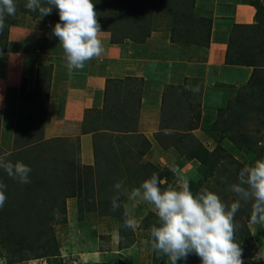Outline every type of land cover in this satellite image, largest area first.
<instances>
[{
	"label": "rangeland",
	"instance_id": "rangeland-1",
	"mask_svg": "<svg viewBox=\"0 0 264 264\" xmlns=\"http://www.w3.org/2000/svg\"><path fill=\"white\" fill-rule=\"evenodd\" d=\"M213 1L96 0L99 38L116 51L69 72L51 36L58 11L41 18L15 0L0 30V156L32 171L22 184L0 169V264H171L151 248L154 206L129 198L153 173L162 189L186 179L194 193L239 199L231 187L240 169L264 158V0L236 1L254 20L224 35L225 61L250 75L223 82L205 75ZM56 108L66 120L51 119L49 130ZM83 133L90 164L80 159ZM251 215L252 201H241L235 238L242 264H264V225Z\"/></svg>",
	"mask_w": 264,
	"mask_h": 264
},
{
	"label": "clouds",
	"instance_id": "clouds-1",
	"mask_svg": "<svg viewBox=\"0 0 264 264\" xmlns=\"http://www.w3.org/2000/svg\"><path fill=\"white\" fill-rule=\"evenodd\" d=\"M96 0H26L25 7L39 12L41 18L55 8L59 21L52 28L51 36L61 44L69 72L83 69L85 63L104 51L99 33L102 31L94 8ZM15 0H0V30L5 16H15ZM0 55H3L0 52ZM0 169L19 183L30 182L31 167L23 162L13 163L0 156ZM162 181L153 173L129 198L153 205L158 223L150 231V244L157 254L166 256L171 264L186 260L190 254L198 255L200 264H242V250L235 238L234 217L241 201H252L251 219L264 225V158L244 166L238 173V183L231 190L239 199L230 205L207 188L194 193L185 179L178 186L161 188ZM6 184L0 181V208L6 197ZM117 191L121 183L115 184ZM118 197H113L112 208L120 207ZM124 225L135 229L138 225L126 218Z\"/></svg>",
	"mask_w": 264,
	"mask_h": 264
},
{
	"label": "crops",
	"instance_id": "crops-1",
	"mask_svg": "<svg viewBox=\"0 0 264 264\" xmlns=\"http://www.w3.org/2000/svg\"><path fill=\"white\" fill-rule=\"evenodd\" d=\"M237 0H214L210 9L212 10L211 15V37L205 48L206 56V65L205 75L210 76L213 81H237L240 79H247L250 75V69L247 66L237 65L232 63H227L226 57L228 52V43L222 39L224 35H227L228 38L234 33V27H246L253 24V8L251 5L242 3ZM109 49L110 51H116L113 45L104 48V51ZM74 76L72 78H77ZM82 78V77H80ZM79 78V79H80ZM84 83V80L81 82L73 81V85H81ZM83 100L85 107H87L88 102L90 101V93ZM57 115L59 114V109L56 108ZM63 113V109L61 111ZM61 116H56V114H49L47 118L46 125L47 129L52 130L51 125L53 124L51 119L59 118L63 123V120L60 119ZM58 120V121H59ZM59 121V122H60ZM91 136L89 133H83L80 136L79 147H80V159L84 164H90L93 161L91 150Z\"/></svg>",
	"mask_w": 264,
	"mask_h": 264
}]
</instances>
